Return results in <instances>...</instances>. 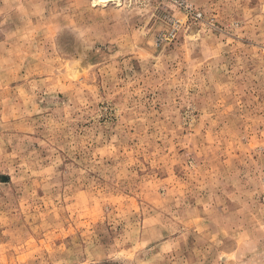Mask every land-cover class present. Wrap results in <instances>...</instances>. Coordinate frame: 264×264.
<instances>
[{
    "label": "rangeland",
    "instance_id": "rangeland-1",
    "mask_svg": "<svg viewBox=\"0 0 264 264\" xmlns=\"http://www.w3.org/2000/svg\"><path fill=\"white\" fill-rule=\"evenodd\" d=\"M0 264H264V0H0Z\"/></svg>",
    "mask_w": 264,
    "mask_h": 264
},
{
    "label": "bare ground",
    "instance_id": "bare-ground-1",
    "mask_svg": "<svg viewBox=\"0 0 264 264\" xmlns=\"http://www.w3.org/2000/svg\"><path fill=\"white\" fill-rule=\"evenodd\" d=\"M98 1H100V2H111V1H115V0H98Z\"/></svg>",
    "mask_w": 264,
    "mask_h": 264
}]
</instances>
